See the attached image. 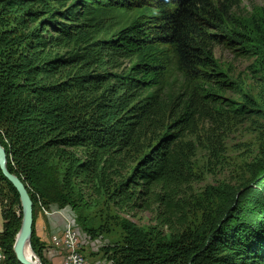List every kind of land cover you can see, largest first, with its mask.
Masks as SVG:
<instances>
[{"label":"trees","instance_id":"trees-1","mask_svg":"<svg viewBox=\"0 0 264 264\" xmlns=\"http://www.w3.org/2000/svg\"><path fill=\"white\" fill-rule=\"evenodd\" d=\"M226 1L73 0L56 16L44 0H0V145L7 169L32 199L29 243L42 264L48 263L34 230L37 205L77 208L88 191L98 190L134 210L146 207L158 185L155 200L165 211L181 208L179 201L188 207L174 200L190 180L195 146L185 135L225 108L240 110L221 97L230 82L214 45L232 44L233 36L245 49L262 38L256 62L264 70V29L245 34L228 19L212 22L219 20L217 11L235 4ZM43 12L47 17H38ZM45 23L56 36L43 35ZM64 46L71 48L56 51ZM128 149L141 155L120 176L115 169ZM216 197V213L209 209L211 194L196 225L171 215L166 236L120 220L121 241L99 252L109 264H264V166L242 191ZM21 212L16 190L0 171L5 264H20L13 245ZM78 222L91 239L108 231L96 232L80 215Z\"/></svg>","mask_w":264,"mask_h":264},{"label":"rangeland","instance_id":"rangeland-1","mask_svg":"<svg viewBox=\"0 0 264 264\" xmlns=\"http://www.w3.org/2000/svg\"><path fill=\"white\" fill-rule=\"evenodd\" d=\"M44 1L48 9L52 8L57 11L56 16H59L58 10L63 11L73 2V0H64L63 3H60L59 0ZM221 1L229 3L226 0ZM234 3L227 13L224 8L222 11H217L218 14L221 13L217 16L219 20L212 22L215 25H221L219 21L228 19L231 28L238 32L246 34L253 31L262 34L264 0H234ZM32 7L44 9L43 5L39 3H33ZM47 15V12H43L38 17L45 16L44 18H46ZM56 16H54L55 19H57ZM45 25L46 30L43 32L45 37L57 35L52 26L48 23ZM35 26L38 27L37 23L33 24L31 29ZM230 37L234 43L215 44L213 52L221 72L230 82V87L226 88L221 97L225 102H232L238 106L240 110L231 112L225 108L226 110H222L215 120L201 122L194 132L185 135L183 140L191 141L195 146L194 154L190 159V180L187 184L182 185L180 190H177L178 194L174 196V200L180 197L186 201L188 207L184 208L183 201H179L181 208H173L172 212L165 211L163 205L155 200V194L162 191L158 185L153 186V194L147 201L146 207L140 206L134 210L121 207L117 202L100 194L98 190L88 191L81 202L77 203V208L72 206L59 208L57 204H51L48 208L37 205L34 229L42 217L59 215L64 219L61 224L57 222L58 227L61 228L60 232L58 230L55 231L56 233L51 232V234L53 233L52 237L57 238V241L54 242L55 249L51 243L52 246L48 245L43 253L48 264H65L67 250L64 244L63 230L67 220H74L76 227L83 233L85 231L78 222L79 215L88 227L95 229L98 233L102 227L108 229L91 239L96 242L91 245L89 243L79 244L77 249L86 258L88 264H109L99 250L104 245H113L121 241L123 234L118 225L120 220H127L155 235L166 236L172 230L169 225V222L172 221L171 215L175 216L177 222L182 221L185 224L196 225L203 215L202 208L205 209L211 194L213 198L212 202H209V209L214 215L219 203L216 195H225L237 190L242 191L257 175L259 169L264 166V95L261 93L263 82L260 79L264 76V70L260 63L256 62V53L262 51V38L259 42H252L253 46L249 45L248 48L242 49L240 42L233 36ZM70 48L64 46L56 51L62 54L69 51ZM124 66H128L127 61L124 62ZM145 140L149 144L155 142L152 136H147ZM140 155L141 150L139 152L132 151V149L125 151L120 158L122 163L120 162L115 172L120 176L127 175ZM0 224H2L1 215ZM20 227L21 223L17 233ZM76 227L74 225L72 228ZM29 248L39 260L30 244ZM97 249L98 254L96 253ZM51 254L59 257L58 260L50 259L49 255Z\"/></svg>","mask_w":264,"mask_h":264},{"label":"water","instance_id":"water-1","mask_svg":"<svg viewBox=\"0 0 264 264\" xmlns=\"http://www.w3.org/2000/svg\"><path fill=\"white\" fill-rule=\"evenodd\" d=\"M6 161V151L0 145V171L5 179L16 190L22 208L21 227L15 237L13 245L15 257L20 264H41V262L36 258L35 255H33L32 258H26L23 254L25 245L27 244L29 246L30 244L29 241L33 225V203L25 184L16 175L11 173L7 169Z\"/></svg>","mask_w":264,"mask_h":264},{"label":"built area","instance_id":"built-area-1","mask_svg":"<svg viewBox=\"0 0 264 264\" xmlns=\"http://www.w3.org/2000/svg\"><path fill=\"white\" fill-rule=\"evenodd\" d=\"M74 225L76 227L74 220H67L63 230L64 244L67 250V254L64 259L65 264H88L86 258L80 252H78L77 246L79 244L87 243L91 245L96 241L91 240V238L87 234L81 232L77 227L73 229L72 227ZM96 252H98V249L96 250ZM48 253L50 254L49 251ZM53 256V254L49 255V257ZM5 259V253L0 246V264H5Z\"/></svg>","mask_w":264,"mask_h":264},{"label":"crops","instance_id":"crops-1","mask_svg":"<svg viewBox=\"0 0 264 264\" xmlns=\"http://www.w3.org/2000/svg\"><path fill=\"white\" fill-rule=\"evenodd\" d=\"M62 220L64 221V219L59 217V215L58 216L57 215H51V216H48L46 218H43V217L40 218L39 223H37V225L34 229L35 233L40 238V240L43 241L45 243V245H47L46 248L48 247V245H51V243L54 247V242L57 241V238L52 237L53 233L51 234V232H55L56 230H58L60 232L61 228L58 227L57 222H60V224H61L63 222ZM1 228H2V224H0V230H1ZM54 249H55V247H54ZM45 251H46V249L44 250V252ZM49 258L50 259H56V261H57L58 260L57 258H59V257L54 255L53 257H49Z\"/></svg>","mask_w":264,"mask_h":264},{"label":"bare ground","instance_id":"bare-ground-1","mask_svg":"<svg viewBox=\"0 0 264 264\" xmlns=\"http://www.w3.org/2000/svg\"><path fill=\"white\" fill-rule=\"evenodd\" d=\"M23 254L26 258H29V257H33V254L31 253V250L29 248V246L26 244L24 249H23Z\"/></svg>","mask_w":264,"mask_h":264}]
</instances>
